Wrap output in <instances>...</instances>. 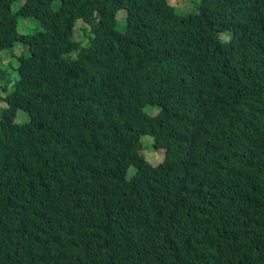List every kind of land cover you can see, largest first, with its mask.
<instances>
[{"label":"trees","instance_id":"16d2710c","mask_svg":"<svg viewBox=\"0 0 264 264\" xmlns=\"http://www.w3.org/2000/svg\"><path fill=\"white\" fill-rule=\"evenodd\" d=\"M19 1L0 0V63L29 51L0 68V264H264V0Z\"/></svg>","mask_w":264,"mask_h":264},{"label":"rangeland","instance_id":"374dc122","mask_svg":"<svg viewBox=\"0 0 264 264\" xmlns=\"http://www.w3.org/2000/svg\"><path fill=\"white\" fill-rule=\"evenodd\" d=\"M168 2L175 6L177 8V12L180 14H190L197 12V9L201 3V0H168ZM24 4L23 1H19L15 4L14 9L18 10L22 5ZM126 16L127 12L126 10H121L118 13V20L120 21V24L123 26L126 23ZM40 28L38 21L32 17L30 18H20L19 19V31L21 33H29L32 34ZM83 28H86V25L79 21L76 28H75V39L81 40L84 43L86 42V38L84 37V31ZM224 35V34H223ZM223 40H227L228 36H222ZM85 40V41H84ZM28 49L25 47L24 44L18 43L14 48H10L8 50L3 51L1 54L2 61L0 63V68L2 71L7 72L8 78L15 81L19 78L18 74L14 73V69L18 67V57L22 54H28ZM17 59V60H16ZM13 64V65H12ZM2 82V83H1ZM3 82L0 79V95L6 96V93L3 89ZM3 89V90H2ZM5 103H0V107H4ZM150 113H153L155 115L158 112V109H148ZM29 115L26 111L20 110L17 114L16 123L18 124H26L29 122ZM144 144L143 153L146 156V158L153 164L157 165L160 162L163 161L165 156V150L164 149H154L153 145V137L150 135H146L142 139ZM135 169L132 167L128 171V177H132L134 174Z\"/></svg>","mask_w":264,"mask_h":264}]
</instances>
